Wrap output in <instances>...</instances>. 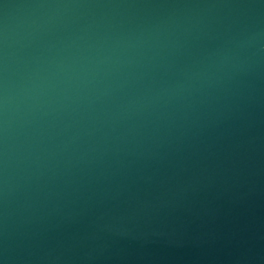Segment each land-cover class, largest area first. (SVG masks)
Segmentation results:
<instances>
[{
  "label": "water",
  "instance_id": "95a60500",
  "mask_svg": "<svg viewBox=\"0 0 264 264\" xmlns=\"http://www.w3.org/2000/svg\"><path fill=\"white\" fill-rule=\"evenodd\" d=\"M0 264H264V0H0Z\"/></svg>",
  "mask_w": 264,
  "mask_h": 264
}]
</instances>
